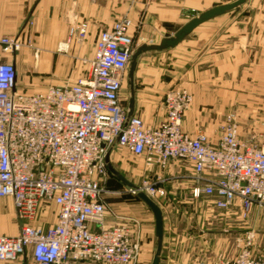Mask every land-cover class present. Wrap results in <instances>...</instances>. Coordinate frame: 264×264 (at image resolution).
Instances as JSON below:
<instances>
[{"label": "built area", "instance_id": "1", "mask_svg": "<svg viewBox=\"0 0 264 264\" xmlns=\"http://www.w3.org/2000/svg\"><path fill=\"white\" fill-rule=\"evenodd\" d=\"M134 26L122 17L100 31L87 72L71 85H51L42 92L19 89L15 63L0 61V197L13 199L20 227L17 235H0V262L14 261L29 248L37 264L137 261L141 244L130 224L103 225L105 196L111 193L105 157L117 137L119 146L144 155L149 168L165 169L172 160L190 163L193 198L242 215L264 208V118L248 141L239 138L234 115L216 139L190 134L182 122L192 96L171 88L158 125L148 126L134 115L124 128L122 90L135 50ZM87 35V21L71 26L59 50L82 44ZM0 43L13 54L24 46L20 35ZM156 176L140 185L155 201L166 195L160 185L165 180ZM44 202L57 207L54 223L42 211ZM241 240L235 258L217 254L192 264H264V255L254 252V232Z\"/></svg>", "mask_w": 264, "mask_h": 264}, {"label": "crops", "instance_id": "2", "mask_svg": "<svg viewBox=\"0 0 264 264\" xmlns=\"http://www.w3.org/2000/svg\"><path fill=\"white\" fill-rule=\"evenodd\" d=\"M233 1L0 0V40L20 35L24 42L16 54L6 52L0 43V61L15 63L18 88L28 92L36 79L34 72L49 75L57 83L75 82L87 72L85 61L93 58L100 31L111 28L124 15L137 21L145 11L144 33L152 41L159 42L163 35H172L184 25L185 16L192 9L203 11ZM83 21L88 22L84 42L73 43L68 51L59 53V46L66 41L70 27ZM30 50H37L39 55L33 56ZM150 53L145 58L141 56L138 62L134 115L141 117L148 126L158 125L165 117L162 107L165 93L173 86L183 87L193 95L191 106L183 117V129L190 134L204 130L216 139L213 130L227 105L221 99L252 97L254 93L264 96V0H247L240 9L202 23L175 48L147 54ZM21 67H25V73L20 78ZM44 90L43 86L39 92ZM129 97L123 98L126 109ZM110 157L121 171L135 173L138 185L143 179L156 180V174L165 180L160 185L166 195L156 200L164 219L159 264H192L197 259L215 258L218 249L211 245L212 240L207 239L204 229L203 234L199 232L196 236L190 222V227L185 228L179 224L180 218L192 211H203L202 199L192 197L194 181L190 163L172 160L165 169L153 167L156 170L152 169L151 176L144 155L136 156L116 145ZM116 184L115 179L109 180L111 193L105 196L107 210L103 225L113 227L129 223L133 237L141 244V253L133 264H151L157 246L154 214L124 183L125 186ZM205 202L207 220L211 221V211L216 208L209 201ZM2 205L6 210L0 212V235H17L20 227L13 199L0 197ZM49 221L55 222L54 214L49 216ZM0 264L37 263L29 248L18 259Z\"/></svg>", "mask_w": 264, "mask_h": 264}, {"label": "rangeland", "instance_id": "3", "mask_svg": "<svg viewBox=\"0 0 264 264\" xmlns=\"http://www.w3.org/2000/svg\"><path fill=\"white\" fill-rule=\"evenodd\" d=\"M220 4H223V3H219L218 5ZM203 11H200L199 9H192L190 12L187 13V16H185V20H187L188 22L190 19L197 16L199 13ZM144 12L145 11L141 12V15L137 21H134L129 15L123 16V17L131 18L133 20V23L135 24L134 26V40H135L134 47L135 49L143 43H152V42L157 43L158 42V41L156 42L152 41L144 33V28H145L144 27L145 26ZM215 21H218V20H215ZM68 50L69 48L59 50V53L61 52L65 53ZM29 52H32L33 56L35 54L39 55L37 50H33V51L30 50ZM150 52H158V51H150ZM147 53L149 52H146V54L144 53L142 57L145 58L152 54V53L150 54H147ZM85 63H87L89 67V62L85 61ZM24 71H25V67H21V70L19 73L20 78L22 77V75H24L25 73ZM36 71H38V69H36ZM34 73H35L36 79H35V82L31 84L30 86L31 87L30 92H39L41 91V87L43 86L45 89H47L51 85L63 86V85H67V84L71 85L75 83V82H69V81L57 83V82L52 81V79L49 78V75L45 74L46 76H44L40 72L38 73L34 72ZM41 76H44V77H41ZM171 88L187 91L189 94H191L192 101H193V95L188 89L179 87V86H173ZM129 95H130V87L126 79L124 86H123V90H122V97L128 98ZM259 95L260 94L254 93L252 97H242V98L235 97V98H230V99L228 98L221 99V101L223 103H226L227 105L224 107L225 112L223 116L218 121L217 125L215 126L213 130L215 135L218 136L220 134L221 125L226 121L227 117L229 115H234L237 121L239 138L243 141H248V140L253 139L254 136L260 131L261 123L264 118V96L262 97ZM198 132H204L208 134L204 130H200ZM114 165L117 169H119V167L116 164ZM152 169H155V168H149L150 175L153 172ZM121 172L130 181L135 183V180H136L135 173H131L129 170H123ZM146 174L148 173L146 172ZM109 177H110V180L112 181L115 179L118 185H124L121 182H119L118 179L115 178L110 172H109ZM144 180L145 179H143L139 185H141ZM200 202L204 204L203 211H200V210L192 211L191 213L187 214V216L180 218L179 224L182 228H185V227H190L189 226V222H190L193 226V231L196 234V236H199V232L200 234H203L202 229H204V233H206L205 235H207V239L212 240L211 245L214 246V248L216 247V249H218L215 256L217 254L218 255L222 254L226 256L227 258H235L242 248L241 239L248 232H254L255 234V241L253 245L255 254L264 255V208H254V210L249 215H242L240 213H236L235 211H225V210L216 209L214 211H211L212 216L210 217L213 219L211 221H208L207 219L209 218V215L206 212L208 208L207 203L202 200H200ZM56 208L57 207L54 203L44 202L42 206V211L43 210L46 211L47 214H49L46 217H49L50 215H53L55 213ZM4 209L6 210L5 205L0 206V212H4Z\"/></svg>", "mask_w": 264, "mask_h": 264}, {"label": "water", "instance_id": "4", "mask_svg": "<svg viewBox=\"0 0 264 264\" xmlns=\"http://www.w3.org/2000/svg\"><path fill=\"white\" fill-rule=\"evenodd\" d=\"M247 0H235L230 3H223L220 5L213 6L197 16L190 19L184 25H182L175 33L172 35H163L162 38L157 43H143L138 46L130 59L128 67L127 81L130 87V97L128 100V107L126 109V119L124 123V128H126L134 116L135 112V98H136V70L138 67L139 58L146 52L150 51H166L172 48H175L180 44L187 36H189L193 30L201 25L202 23L209 21L215 17L221 16L225 13L231 12L233 10L239 9ZM119 143V137L115 139L112 145L109 147L105 162L109 172L122 183H124L131 191L135 193L146 205L151 209L155 217L156 225V237H157V246L155 249V254L151 264H159L161 259V253L163 249V239H164V219L163 211L159 204L149 196L140 185L130 181L119 169L115 167L111 161V152Z\"/></svg>", "mask_w": 264, "mask_h": 264}]
</instances>
